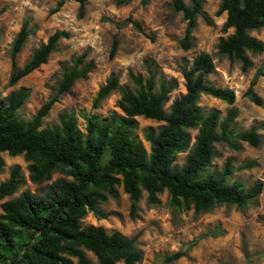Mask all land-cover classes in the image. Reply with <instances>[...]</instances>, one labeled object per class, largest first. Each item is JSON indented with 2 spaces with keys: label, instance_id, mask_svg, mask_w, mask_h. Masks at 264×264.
<instances>
[{
  "label": "trees",
  "instance_id": "1",
  "mask_svg": "<svg viewBox=\"0 0 264 264\" xmlns=\"http://www.w3.org/2000/svg\"><path fill=\"white\" fill-rule=\"evenodd\" d=\"M67 2L77 3V17L83 18L86 0H60L50 14L58 12ZM189 2V7L180 1L174 2L175 11L182 14L186 23L180 41L184 51L192 46V32L203 4L202 0ZM223 14L226 15L223 32L232 33L219 40L217 54L239 63L246 72L252 66L248 54L264 53V43L250 36V32L264 30V0H220L216 16ZM111 23L117 29L131 25L142 33L140 25L131 18ZM29 35L30 30L24 24L11 44L9 86L46 64L58 43L69 37L65 31L55 32L18 68L16 58ZM116 49L114 37L110 57ZM87 58L88 53L84 52L72 59L70 67H62L53 96L29 121L17 116L28 98L27 91L0 96V154L22 156L33 185L50 182L54 174L67 178L52 182L45 195L25 191L1 204L0 264H75L74 260L76 264H94L85 252L96 258V264H137L141 260L137 236L127 238L100 227L82 225L88 214L103 218L98 205L105 202L107 196L116 197L119 186L129 197L131 220L137 217L142 191L147 194L149 206H158V195L167 192L173 212L192 210L195 215L222 205L245 209L264 192L262 182L249 188L240 181L230 182L235 171L250 168L251 164L233 169L231 161L227 160L220 171H211L216 144L238 150L240 143L258 148L262 141L253 127L245 132L236 129L239 112L233 107L234 91L206 82V77L214 71L213 58L207 53L197 55L190 67L182 70L185 93L172 101L168 112L164 107L176 87L175 81L158 78L153 62L147 61L146 78L129 76L134 89L121 86L119 78L112 75L96 93L92 103L94 110L112 93L118 92L116 108L120 113L112 112L107 117L82 115L83 131L74 114L62 113L57 125L42 129V121L53 105L70 94L74 83L86 79L94 68V62ZM259 76H263L262 70L254 75L244 97L261 107L262 99L254 92ZM203 96L230 107L223 118L217 110L204 111L199 106ZM139 117L163 123L157 130L149 128L143 133L149 153L136 137ZM191 131H197L193 144ZM186 152L183 165L175 166L177 156ZM4 165L0 156V174ZM22 182L19 167H14L9 178L0 184V201L13 196ZM185 255V251H178L164 257L163 262L173 263Z\"/></svg>",
  "mask_w": 264,
  "mask_h": 264
},
{
  "label": "rangeland",
  "instance_id": "2",
  "mask_svg": "<svg viewBox=\"0 0 264 264\" xmlns=\"http://www.w3.org/2000/svg\"><path fill=\"white\" fill-rule=\"evenodd\" d=\"M59 1L0 0V96L5 97L20 90L28 92L26 102L17 111L21 120L29 121L53 96L61 79L62 67H70L72 59L84 52L88 53L87 60L94 62V68L86 79L74 83L70 94L53 105L42 121V129L57 125L62 113L74 114L82 131L85 126L82 115L107 117L112 112L120 113L116 108L120 98L118 92L112 93L94 110L92 103L96 93L112 75L119 78L121 86L134 89L129 76L141 75L146 78L147 61L153 62L158 78L175 81L176 87L164 107L168 112L172 101L185 93L182 70L189 68L197 55L207 53L213 58L214 71L206 77V82L234 91L236 99L233 107L239 112L236 129L245 132L253 127L262 141L258 148L240 143L238 150L216 144L211 171H220L227 160L231 161L233 169L251 164L250 168L235 171L230 182L240 181L247 188L257 182L264 185V53L248 54L252 66L246 72L241 70L239 63L218 56L219 40L232 33L223 32L226 15L216 16L220 0H202V13L196 17L192 46L188 51L180 47L186 23L182 14L175 11L174 2L180 1L189 7V0H145L144 3L141 0H124L127 3L122 5L119 3L121 0H86L81 19L77 17L79 6L75 2H67L58 12L50 14ZM128 18L140 25L142 33L131 25L117 29L111 23L123 22ZM24 24L30 30V35L16 58L18 68L23 67L34 51L55 32L65 31L69 37L58 43L46 64L16 85L9 86L11 44ZM250 36L264 43V30L250 32ZM114 37L117 49L110 57ZM259 70H262L263 76L258 77L254 92L262 99L261 107L244 97ZM199 106L204 111L217 110L222 118L230 108L205 96L200 98ZM136 120V137L149 153V144L143 140V133L149 128L157 130L163 123L142 117ZM196 134L197 131L190 132L192 144ZM186 155L187 152L179 154L174 165H183ZM0 156L5 164L0 174V184L9 178L14 167H19L23 176L18 191L0 201V215L3 202L17 198L25 191L45 195L47 186L52 182L67 179L62 174H54L50 182L33 185L28 179L27 163L22 156L11 157L6 153ZM158 199V206H149L147 194L142 191L137 204V217L131 220L129 197L119 186L116 197L107 196L106 201L98 205L103 218L88 214L82 220V225L100 227L108 233L117 232L127 238L137 236L136 245L141 251V260L137 264H165L164 257L178 251H185L186 255L169 264H264V192L245 209L222 205L201 215H195L192 210L173 212L167 192L158 195ZM85 255L94 264L97 263L91 253L85 252Z\"/></svg>",
  "mask_w": 264,
  "mask_h": 264
}]
</instances>
